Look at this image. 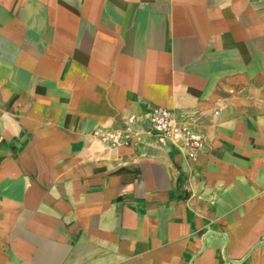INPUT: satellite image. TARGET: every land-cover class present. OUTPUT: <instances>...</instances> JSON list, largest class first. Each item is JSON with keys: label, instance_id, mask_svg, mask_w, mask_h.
Masks as SVG:
<instances>
[{"label": "crops", "instance_id": "crops-1", "mask_svg": "<svg viewBox=\"0 0 264 264\" xmlns=\"http://www.w3.org/2000/svg\"><path fill=\"white\" fill-rule=\"evenodd\" d=\"M0 264H264V0H0Z\"/></svg>", "mask_w": 264, "mask_h": 264}, {"label": "built area", "instance_id": "built-area-1", "mask_svg": "<svg viewBox=\"0 0 264 264\" xmlns=\"http://www.w3.org/2000/svg\"><path fill=\"white\" fill-rule=\"evenodd\" d=\"M140 122L144 123L143 127L138 126ZM142 132L150 134L158 145L175 146L191 160L196 158L203 146V135L196 131L191 116L176 115L160 106L149 107L142 117L126 115L121 127H97L92 131V135L109 147H118L129 145Z\"/></svg>", "mask_w": 264, "mask_h": 264}]
</instances>
